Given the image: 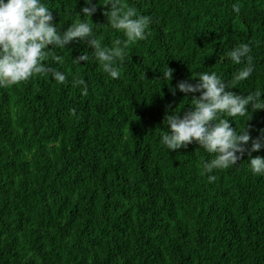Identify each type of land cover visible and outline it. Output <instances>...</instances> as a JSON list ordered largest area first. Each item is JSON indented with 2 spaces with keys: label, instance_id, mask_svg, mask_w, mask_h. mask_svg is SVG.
Masks as SVG:
<instances>
[{
  "label": "trees",
  "instance_id": "1",
  "mask_svg": "<svg viewBox=\"0 0 264 264\" xmlns=\"http://www.w3.org/2000/svg\"><path fill=\"white\" fill-rule=\"evenodd\" d=\"M44 2L60 31L82 19L83 0ZM122 2L150 24L145 40L126 48L119 78L71 41L52 49L60 62H45L65 82L38 74L0 86V264H264V176L247 165L264 149L247 153L249 142L209 182L201 165L212 154L195 143L172 151L160 143L166 111L180 102L182 114L199 95L169 87L194 83L197 72L264 100V0ZM105 10L97 6L90 22L106 24ZM95 32L108 47L123 38L104 26ZM240 43L250 47L252 72L238 81L243 64L226 53ZM82 52L88 61L73 64ZM164 64L168 83L157 80ZM230 119L244 127V118ZM245 124L255 138L264 110Z\"/></svg>",
  "mask_w": 264,
  "mask_h": 264
},
{
  "label": "clouds",
  "instance_id": "2",
  "mask_svg": "<svg viewBox=\"0 0 264 264\" xmlns=\"http://www.w3.org/2000/svg\"><path fill=\"white\" fill-rule=\"evenodd\" d=\"M97 6L105 8L102 12L106 24L93 25L90 16ZM232 11L239 13L238 2L232 4ZM82 17L71 23L63 31L53 23L51 9L44 0H0V86H11L26 81L34 75L47 74L56 82L63 83L66 74L46 66L47 60L60 62L62 56L52 49H65L71 41L84 43L101 69L113 79L121 75L120 67L129 45L143 41L147 35L150 18L137 13L135 7L126 5L122 0H83V6L77 12ZM104 26L122 34L111 42V47L97 39L95 29ZM50 46V47H49ZM250 47L247 43L233 46L226 55L234 64H243L234 74L235 80H244L252 72ZM87 52L72 59L73 64L87 62ZM161 82L172 78V69L164 64L159 70ZM194 83L190 80L179 81L169 92L175 95L179 91L192 96L190 105L181 114L184 105H176L163 118L166 130L160 135V143L167 151L195 143L204 152L212 154L211 159L202 162V171L212 182L214 170L234 166L247 153L264 149V129L258 130L250 140L249 128L245 122L253 112L264 110L261 95L248 93L239 95L229 89L228 84L215 72L201 71L194 74ZM74 85L80 86L81 94L87 93V87L80 78ZM166 83V84H167ZM165 84V83H164ZM235 117L244 118V127L237 131L230 127ZM247 165L253 174L264 176V157L249 156Z\"/></svg>",
  "mask_w": 264,
  "mask_h": 264
}]
</instances>
